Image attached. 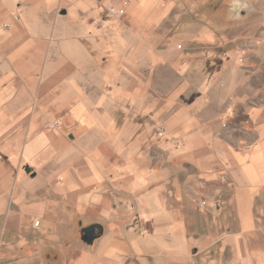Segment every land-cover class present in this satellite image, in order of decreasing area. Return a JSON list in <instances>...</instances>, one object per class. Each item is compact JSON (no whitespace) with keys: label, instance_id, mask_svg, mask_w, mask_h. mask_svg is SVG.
<instances>
[{"label":"crops","instance_id":"crops-1","mask_svg":"<svg viewBox=\"0 0 264 264\" xmlns=\"http://www.w3.org/2000/svg\"><path fill=\"white\" fill-rule=\"evenodd\" d=\"M198 16L0 0V264H264V17Z\"/></svg>","mask_w":264,"mask_h":264},{"label":"rangeland","instance_id":"rangeland-1","mask_svg":"<svg viewBox=\"0 0 264 264\" xmlns=\"http://www.w3.org/2000/svg\"><path fill=\"white\" fill-rule=\"evenodd\" d=\"M184 1H194V0H184ZM198 3L200 11L206 13V16H198V21H196L202 29L213 28L219 32H225L227 29H234V32H239L243 29L254 28V25L259 21L258 18L264 17V0H195ZM217 2L218 3V15L217 19L211 20L209 16L213 14V10L209 12V9H204L200 7V4L208 6L209 3ZM222 8V9H221ZM225 14H221L222 12ZM215 13V12H214ZM203 15V14H202ZM244 46H247L248 55L251 60H264V56L257 54L258 50L256 46H259V43L245 40L243 42ZM246 54V55H247ZM206 58L209 56L206 55ZM263 70L261 73L254 77V80L257 82V87L262 88L264 86V66L261 67Z\"/></svg>","mask_w":264,"mask_h":264},{"label":"built area","instance_id":"built-area-1","mask_svg":"<svg viewBox=\"0 0 264 264\" xmlns=\"http://www.w3.org/2000/svg\"><path fill=\"white\" fill-rule=\"evenodd\" d=\"M127 6H128V2H125L124 5H123V7H121V8H118V7L114 6V5H109L107 7V11H108V13L111 16H113L115 18H120V17H122L125 14V12H126L125 7H127ZM15 20L18 21L19 19L18 18H15ZM5 27L8 28L9 25H5ZM221 180L223 182H226L227 181V177H226L225 174L221 175ZM201 205L203 207H207L208 206V202L206 200H202L201 201ZM216 206L220 207L221 204L218 202V203H216ZM130 210L131 211H134L135 210V206H130ZM39 224H40V221H36L35 222V226H39Z\"/></svg>","mask_w":264,"mask_h":264},{"label":"water","instance_id":"water-1","mask_svg":"<svg viewBox=\"0 0 264 264\" xmlns=\"http://www.w3.org/2000/svg\"><path fill=\"white\" fill-rule=\"evenodd\" d=\"M82 233L83 240L88 244H92L95 239H97L103 234V227L100 225H92L90 227L85 228Z\"/></svg>","mask_w":264,"mask_h":264}]
</instances>
